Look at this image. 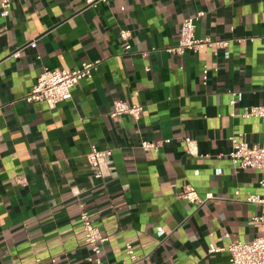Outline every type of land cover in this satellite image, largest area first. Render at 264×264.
<instances>
[{"label": "crops", "instance_id": "obj_1", "mask_svg": "<svg viewBox=\"0 0 264 264\" xmlns=\"http://www.w3.org/2000/svg\"><path fill=\"white\" fill-rule=\"evenodd\" d=\"M12 3L8 15L0 9V264L37 257L93 264L84 209L109 237L108 261L231 264L228 250L212 252L210 244L254 239V216L263 211L246 199L264 192L261 170L236 166L226 153L233 134L264 142V117L242 116L246 106L264 104V0ZM199 11L197 35L229 38L228 56L207 46L170 50L182 20ZM122 28L132 31L129 50ZM97 59L72 97L55 106L25 99L44 66L72 69ZM117 98L142 103L141 117L112 116ZM144 138L159 149H144ZM93 144L113 151L103 177L87 157ZM189 184L200 200L182 196Z\"/></svg>", "mask_w": 264, "mask_h": 264}, {"label": "built area", "instance_id": "obj_2", "mask_svg": "<svg viewBox=\"0 0 264 264\" xmlns=\"http://www.w3.org/2000/svg\"><path fill=\"white\" fill-rule=\"evenodd\" d=\"M101 0H87L89 5H96ZM12 0H0V9L2 15H8L11 12ZM204 11H199L196 14L185 17L181 23V35L179 42L170 48L171 51L176 53H185L186 51H198L199 49L207 46L214 49V52L218 54L220 51H224L225 55H229L228 47L231 43L229 38H213L212 36H198L196 33L197 21L204 14ZM132 31L129 28H122L120 36L126 41L125 48L129 50L132 47L130 43V37ZM264 39V34L260 36ZM241 41H246L248 38H239ZM32 46H36L37 42L32 40ZM20 49L14 52V55H19ZM101 60L84 61L81 65L72 68H52L44 66L36 83L31 90L25 96L27 101H46L50 106H55L59 102L72 97L73 87L84 78L92 77L94 71L98 68ZM210 74V69L205 66L203 69V80L206 83ZM232 103H236L238 100V93L232 91ZM144 110L142 103H131L124 98H117L114 101V107L111 111L112 116H118L122 114H130L133 117L139 119ZM243 117L260 116L264 117V104H253L246 106L242 112ZM232 147L226 153L231 161L242 168H257L261 170L262 175L259 183L264 187V142L250 143L244 138L242 132L233 134L231 137ZM170 139H167L169 141ZM186 141L188 144V151L196 153L198 151V145L196 140L187 136ZM142 147L146 150H158L160 142L144 138L142 140ZM113 151L111 148H99L93 144L90 152L87 154L88 160L92 166L96 168V176L103 177L108 172L109 157ZM236 193H240L237 190ZM182 196L190 201L200 200L201 196L199 191L194 185H187ZM212 196V193H208L207 197ZM250 202L261 204L263 211L260 214L254 216V219L259 223V234L250 241L231 240L227 246H218L215 243H211L209 250L217 252L221 250H228L230 253L231 264H264V192L263 193H251L246 198ZM80 219L82 220L85 230V240L91 248V254L88 259L93 264H130L128 261L120 263L108 261L103 257L104 244L109 237L104 234L101 228L96 225L91 213L84 209L80 213ZM127 253L130 255L131 262L138 260V256L134 251L133 244L130 241H126ZM33 264H44L42 258L37 257ZM70 264V263H69Z\"/></svg>", "mask_w": 264, "mask_h": 264}]
</instances>
